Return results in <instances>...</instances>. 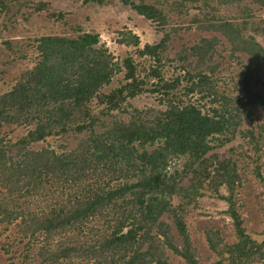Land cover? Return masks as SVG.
Wrapping results in <instances>:
<instances>
[{"label": "trees", "instance_id": "trees-1", "mask_svg": "<svg viewBox=\"0 0 264 264\" xmlns=\"http://www.w3.org/2000/svg\"><path fill=\"white\" fill-rule=\"evenodd\" d=\"M15 1L0 0V14H6ZM86 1L103 4L106 0ZM120 1L138 15L162 26L170 12L181 15L201 30L225 37L231 55L237 46L250 56L240 78V96L233 104L234 98L226 95L220 82L222 78L214 76L218 74L217 62L210 68L209 75L202 72L207 61L203 53L208 54L209 61L216 54L215 46L220 44L215 37L201 38L200 45L191 47L193 53L200 52L199 57L193 55L195 61L191 60V70L194 73L182 80L178 79L179 75L165 80L157 68L158 50L163 48L165 40L145 44L137 53L151 57L155 66H150L147 74L139 78L133 60L125 58L122 61L124 83L109 93L100 90L121 70V65L104 46H98L97 35L39 38L36 40L38 62L21 74L10 89L0 93V121L21 122L30 127L16 144L21 148L64 133L85 137L66 153L45 148L39 152L25 149L22 160L16 165L10 163L7 150L0 147V188L7 193L0 197V220L13 224L20 219L31 224L29 235H42L47 243L56 235L69 231L79 233L85 220L102 218L106 213L111 215V221H105L104 229L96 232L97 238L84 250L89 258L100 259V264H168L162 252L166 246L185 264H199L182 214L183 207H174L172 200L177 196L188 199L182 203L193 202L205 182L210 185L216 180L217 189L225 186L229 193L221 198L228 204L226 213L232 220L236 241L225 246L227 258L222 254L214 264H264V242L258 243L247 234L232 201V191L239 180L236 165L229 158L220 160L214 154L207 156L213 149L208 144L209 137L218 141L214 136L233 133L243 119L259 111H262L263 122H259L257 130L247 132L254 151L261 150L264 154V80L256 75L264 65V48L252 36L247 33L242 36L238 31L240 26L245 32L258 21L264 23L259 15L264 0H163V5L157 0ZM254 4L260 8L250 6ZM42 8V3L36 6L37 10ZM121 33L127 43L138 47L137 36L129 31ZM185 61L186 58L183 63ZM143 91L162 94L160 101L165 109L154 112L150 120L136 112L138 117L133 115L129 121L101 123V129H95L100 115L119 110L127 99ZM196 94L198 99H208L206 104L201 106L191 98ZM93 100H96L95 108L100 109L98 113L91 108ZM230 106L237 107L234 116L228 112ZM233 119L240 121L233 124ZM178 157L186 158L181 170L167 173L169 161ZM44 172L56 178V184L67 186L66 203L38 215L27 212L28 208L14 210L17 207L14 201H25L43 187L41 175ZM189 174L192 175L190 181L195 182L188 187L189 193L193 190L191 197L181 185ZM257 178L264 188V174L258 172ZM11 195L15 196L2 203ZM10 201L14 204L8 207ZM107 210L112 212L109 214ZM165 214L172 218L180 247L173 244L170 225L161 221ZM59 246L48 253L45 260L78 252L73 243L66 248L59 249Z\"/></svg>", "mask_w": 264, "mask_h": 264}, {"label": "rangeland", "instance_id": "rangeland-1", "mask_svg": "<svg viewBox=\"0 0 264 264\" xmlns=\"http://www.w3.org/2000/svg\"><path fill=\"white\" fill-rule=\"evenodd\" d=\"M157 1L160 5L164 4L163 0ZM219 1L224 2L223 0ZM245 1L248 2V0ZM39 3L43 4L41 10L36 9ZM250 6L260 8L256 4ZM260 9L259 15L264 19V8ZM172 13L170 12L166 24L162 26L138 15L120 0H106L103 4L86 0H16L6 14H0V93L10 89L21 74L35 66L39 60L36 40L46 35L75 38L85 33L98 36V46H104L113 56L114 61L121 65V70L111 78L108 85L101 88V93H109L124 83L125 72L122 68V61L125 58H131L139 78L144 77L150 66H155V61L151 57L138 55L137 50L142 49L145 44L154 45L161 40L165 41L162 50H158L160 63L157 68L162 72L163 78L170 80L177 75L180 76L179 80H182L184 76L188 78V74L194 73L191 67L195 59L192 60V58L199 57L200 53L197 51L193 53L191 47L200 45L201 38L215 37L220 40V44L215 46L216 54H220L223 58L221 59L215 54L214 58L208 61V54L203 53V58L207 61L202 72L209 75L210 68L214 62H217L219 65L218 74L214 76L222 78L220 82L223 84V90L227 96L234 98L233 104H235L236 98L240 96L238 88L241 86L239 82L245 70L243 67L249 64L250 56L245 55L237 46L231 55V47L225 37L217 32L203 31L197 24L188 22L181 15L178 17ZM249 27L244 32L240 26L238 31L242 33V36L245 33L252 36L264 48V23L258 21L256 26L251 27L252 29ZM127 31L138 37V47L123 39L121 32ZM184 58H186L185 63H183ZM185 64L187 66L184 70ZM251 71L252 68L249 74ZM257 74L261 80H264V65L260 66ZM161 96L162 94L159 93L143 91L141 94L127 99L119 110L100 115V122L97 123L98 127L95 129L97 131L101 129L99 127L101 123L108 125L113 121H129L133 115L138 117L137 113L142 118L150 120L152 118L150 116L154 112L165 109V105L160 101ZM191 98L201 106L208 100L198 99L199 95L197 94L192 95ZM234 106H230L228 110L232 116L238 112L235 109L237 107ZM95 107L96 100H93L91 108L95 110V113L100 112V109ZM261 114L262 111H259V113L243 119L241 126L236 128L233 133L225 132L223 135L214 136L219 139L218 141L209 137L208 144L213 149L207 154V156L217 155L220 160L229 158L236 165L235 171L239 180L232 191V201L240 215L245 231L258 243L264 242V188L257 178L258 172L264 174V154L261 153V150L254 151L247 131L253 128L258 129L259 122H263ZM239 121L240 119L231 120L233 124H237ZM29 128L21 122L5 123L0 121V147L7 150L10 163L18 164L23 158L25 149L39 152L45 148L56 153L70 152L84 136V134L74 133L53 135L46 137L43 141L21 148L16 144L26 135ZM185 160V157L171 159L168 163L167 173L181 170ZM41 176L43 178L41 186L43 187L36 194L25 198V201L22 199L14 201L17 203L14 210L20 211V207L28 208L27 212L38 215L66 203L67 186L56 184V178L52 179L45 172ZM191 176V174L186 175L181 183L187 190L189 186L195 185V182L190 181ZM217 184L216 180L210 185L205 182L203 187L198 189L199 194L196 195L193 202L182 203L183 200L188 199L185 197L181 199L177 196L172 200L174 207L178 205L183 207L182 214H184L195 258L199 264H214L222 254L227 258L228 255L224 252L225 246L236 241L232 220L226 213L228 204L221 198V196H228L229 193L225 186H220L217 189ZM190 193L193 194V190ZM190 193L188 190L185 194L191 197ZM1 196H7L2 188H0ZM14 196L11 195L7 199H3L2 203H7V200H11ZM14 202L10 201L7 206H12ZM107 211L109 214L112 212ZM110 218L111 215L104 213L102 218L85 220L80 225L79 233L69 231L66 234L56 235L47 243L44 242L42 235H29L31 224L23 223L20 219L14 221L13 224L0 220V264H100V259L89 258L84 250L93 242V239L97 238L96 232H101L104 229L105 221H111ZM161 221L170 225L173 244L180 247V239L172 225L171 216L165 214ZM72 243L78 251L77 253L68 252L65 257L55 256L54 259H50L51 261L45 260L49 257L48 253H51L59 244L62 248H66L70 247ZM45 248H48V251H45ZM162 252L163 259L168 264H185L168 247L164 246Z\"/></svg>", "mask_w": 264, "mask_h": 264}]
</instances>
